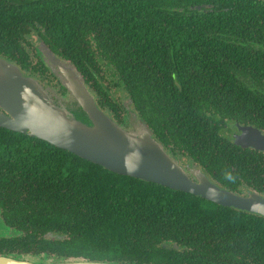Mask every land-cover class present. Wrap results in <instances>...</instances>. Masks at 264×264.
<instances>
[{"label":"trees","instance_id":"1","mask_svg":"<svg viewBox=\"0 0 264 264\" xmlns=\"http://www.w3.org/2000/svg\"><path fill=\"white\" fill-rule=\"evenodd\" d=\"M33 35L77 68L114 120L125 114L112 95L122 90L171 155L224 189L264 195V153L232 137L237 123L264 131V0H0V58L58 86ZM0 211L19 232L0 238V254L264 264L263 217L2 127Z\"/></svg>","mask_w":264,"mask_h":264},{"label":"water","instance_id":"2","mask_svg":"<svg viewBox=\"0 0 264 264\" xmlns=\"http://www.w3.org/2000/svg\"><path fill=\"white\" fill-rule=\"evenodd\" d=\"M37 50L64 93L42 85L26 76L16 64L0 58V127L50 143L118 175L264 217L263 196L236 195L211 181L197 165H182L132 110L131 100L123 103L125 114L122 122H117L99 108L95 95L72 63L57 58L42 42ZM234 131L236 142L264 152V134L260 129L236 124ZM0 264L116 263L83 258L42 261L32 255L27 259L0 256Z\"/></svg>","mask_w":264,"mask_h":264},{"label":"flooded vegetation","instance_id":"3","mask_svg":"<svg viewBox=\"0 0 264 264\" xmlns=\"http://www.w3.org/2000/svg\"><path fill=\"white\" fill-rule=\"evenodd\" d=\"M35 37H36V42H40L41 43V38L38 36V35H35ZM32 41V40H31ZM33 42V49H34V51H35V49H36V46H35V41H32ZM57 57V56H56ZM57 58H59V57H57ZM3 59V58H2ZM59 59H61V58H59ZM36 61H38V58H36L35 59ZM61 60H64V59H61ZM65 61V60H64ZM25 74V73H24ZM45 74H47V73H45ZM26 75V74H25ZM26 76H29V75H26ZM46 76V75H45ZM47 76H49V77H51L50 76V73L48 72V74H47ZM30 77V76H29ZM32 78H34V77H32ZM44 78V79H43ZM35 79V78H34ZM37 80V79H36ZM39 82L40 81H42L43 82V84H45L44 86H52L49 82H48V79L47 78H45V77H43L42 76V79L41 78H39V80H38ZM42 82H40L41 84H42ZM42 84V85H43ZM52 87H55L54 85L52 86ZM58 90L59 91H61V92H64V91H62V90H64V89H62L61 87H58ZM237 124H240V123H237ZM236 125V124H235ZM234 125V126H235ZM240 125H242V126H251V125H244V124H240ZM254 127V126H253ZM255 128H257V127H255ZM259 129V128H258ZM233 130H234V127H233ZM261 130V129H260ZM262 132H263V134H264V131L263 130H261ZM235 131L233 132V139H235L234 138V136H235ZM247 149H250V148H247ZM252 150H254V149H252ZM256 151V150H255ZM260 152V151H259ZM262 153H264V152H262ZM180 161V163L182 164V165H187V164H194V162L193 161H189V160H179ZM199 168V167H198ZM200 169V168H199ZM201 170V169H200ZM202 171V170H201ZM203 172V171H202ZM204 173V172H203ZM205 174V173H204ZM205 175H207V174H205ZM208 176V175H207ZM209 177V179L211 180V181H213L212 180V178L210 177V176H208ZM214 182V181H213ZM215 183V182H214ZM216 184V183H215ZM218 185V184H217ZM219 186V185H218ZM222 188V187H221ZM224 189V188H223ZM225 190H227V189H225ZM228 191H230V190H228ZM230 192H233V191H230ZM233 193H235L236 195H239V196H247L248 194H252V193H258V194H260L261 196H263L264 197V195L263 194H261V193H259L258 191H256L255 189H253V188H244L243 190H241V191H239V192H233ZM208 201V200H207ZM209 202H211V201H209ZM213 203V202H212ZM215 204V203H214ZM216 205H218V204H216ZM219 206H221V205H219ZM222 207H224V206H222ZM226 208H232V209H235V208H233V207H226ZM235 210H237V211H240V212H246V213H250V212H247V211H242V210H238V209H235ZM1 212V211H0ZM250 214H253V215H256V216H260V215H257V214H254V213H250ZM262 217V216H261ZM264 218V217H263ZM3 222H4V220H3ZM5 224V223H4ZM7 226V228L9 229V232H10V234H8V236H5V237H0V238H6V239H8V238H14V237H17L18 235H19V232H18V230H16V229H14V228H12V227H10V226H8V225H6ZM8 232V233H9ZM52 238V237H51ZM32 256L31 254H21V255H18V253H16V252H14V253H3V254H0V256H14L15 258H25V257H27V256ZM35 256H38V257H40V258H42V257H45V258H52V259H55L54 257H52V256H49V255H45V254H38V255H35ZM55 260H57V259H55ZM249 264H256V262L254 261V260H250L249 261Z\"/></svg>","mask_w":264,"mask_h":264},{"label":"rangeland","instance_id":"4","mask_svg":"<svg viewBox=\"0 0 264 264\" xmlns=\"http://www.w3.org/2000/svg\"><path fill=\"white\" fill-rule=\"evenodd\" d=\"M32 39H33V41H35V46L37 48L39 46L40 42H36L35 35L32 36ZM33 77L35 79L39 80V78L36 75H34ZM40 82H42V81H40ZM42 84H43V82H42ZM53 84H54L55 88H57V90H58V87H60L59 84L56 83L58 86L55 85V82H53ZM43 85H45V84H43ZM62 91H64V90H62ZM58 93L63 94L64 92H61V91L58 90ZM112 95H113V97H115L117 99V101L119 103H122L123 104L125 101H127V95L122 90H119V92L118 91H114L112 93ZM8 232H9V229L4 224V222L2 220V217H1V213H0V237L8 236V234H10V232L9 233ZM29 257H30V255L27 256V257H25V259H27ZM41 259H42V261H49V259L50 260H53L52 258H49V257L48 258L42 257Z\"/></svg>","mask_w":264,"mask_h":264}]
</instances>
